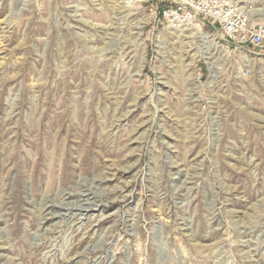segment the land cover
Instances as JSON below:
<instances>
[{"label": "rangeland", "instance_id": "1", "mask_svg": "<svg viewBox=\"0 0 264 264\" xmlns=\"http://www.w3.org/2000/svg\"><path fill=\"white\" fill-rule=\"evenodd\" d=\"M159 7L0 0V264H264V49Z\"/></svg>", "mask_w": 264, "mask_h": 264}, {"label": "built area", "instance_id": "2", "mask_svg": "<svg viewBox=\"0 0 264 264\" xmlns=\"http://www.w3.org/2000/svg\"><path fill=\"white\" fill-rule=\"evenodd\" d=\"M156 1L160 20L171 31L207 28L227 47L264 49V24L251 23L248 12L233 0Z\"/></svg>", "mask_w": 264, "mask_h": 264}, {"label": "bare ground", "instance_id": "3", "mask_svg": "<svg viewBox=\"0 0 264 264\" xmlns=\"http://www.w3.org/2000/svg\"><path fill=\"white\" fill-rule=\"evenodd\" d=\"M123 2V1H122ZM202 31V30H201ZM246 57H248V56H246ZM83 185V184H82ZM85 188V187H84ZM72 189V188H71ZM86 193V192H85ZM93 194V193H92ZM64 200V199H63ZM55 209V208H54ZM71 218V217H70Z\"/></svg>", "mask_w": 264, "mask_h": 264}]
</instances>
